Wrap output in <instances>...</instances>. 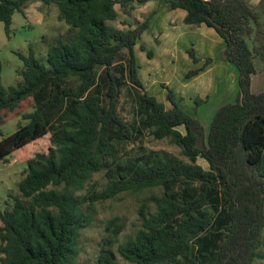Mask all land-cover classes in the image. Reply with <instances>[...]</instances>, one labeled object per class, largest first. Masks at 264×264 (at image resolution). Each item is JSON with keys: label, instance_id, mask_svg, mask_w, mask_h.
I'll use <instances>...</instances> for the list:
<instances>
[{"label": "trees", "instance_id": "16d2710c", "mask_svg": "<svg viewBox=\"0 0 264 264\" xmlns=\"http://www.w3.org/2000/svg\"><path fill=\"white\" fill-rule=\"evenodd\" d=\"M26 1L0 0L8 34L15 10ZM43 1L55 3L69 25L49 43L48 63L33 48L18 51L24 66L7 87L0 62V125L3 110L37 98L24 115L27 122L6 135L0 128V159L12 155L27 164L12 208L0 205L1 264H79L80 231L93 219L84 205L155 186L165 190L143 198L141 227L118 245L124 258L137 264H256L264 257V87L255 90L253 77L264 70V9L248 0H167L170 8L186 10V23L214 27L225 40L221 56L239 72L236 98L215 110L207 129L169 84L162 83L171 106L146 90L136 44L150 22L127 28L111 22L118 3L127 10L148 0ZM140 46L154 56L152 48ZM187 52L199 60L194 45ZM124 57L126 63L117 65ZM129 81L143 90L134 128L118 103ZM52 108L61 109L54 130ZM141 125L156 138L169 137L188 159L151 149L119 161L120 140L133 138ZM200 156L209 167L198 162ZM111 158L118 162L107 185L78 194ZM96 264H116L115 252L103 247Z\"/></svg>", "mask_w": 264, "mask_h": 264}, {"label": "rangeland", "instance_id": "374dc122", "mask_svg": "<svg viewBox=\"0 0 264 264\" xmlns=\"http://www.w3.org/2000/svg\"><path fill=\"white\" fill-rule=\"evenodd\" d=\"M36 1L38 0H27L21 9L15 10L9 34L6 32L4 21L0 20L1 74L3 83L7 87L16 84L19 78L18 69L24 66L18 51L27 54L33 48L37 56L48 63L49 43L55 36L66 33L69 29L67 22L59 17V8L55 3L39 0L38 5L35 4ZM248 1L259 10L264 9V0ZM116 7L119 14L111 22L119 27H134L145 20L150 22V26L144 30L136 44L137 58L141 64L140 75L146 90L164 101L167 106H171V102L166 97L167 89L162 83L169 84L175 89L179 102L192 114L200 117L204 126L209 129L215 110L221 104L236 98L239 85V72L236 65L221 56L225 47L223 37L213 27L211 29H214V32L210 34V26L207 24L186 23L181 11L170 8L167 0L135 2V6L127 10H123L119 3ZM162 40L165 44L160 45ZM141 44L154 50L156 54L154 60L141 49ZM192 45L196 48L198 61H193L187 52ZM124 51L127 54V49ZM208 55L213 59L202 70L203 72H199L198 77L195 75L187 77L188 70L203 65ZM121 62L126 63L125 57L119 58L117 65ZM99 71L103 73V68ZM73 84L75 85V82ZM263 87L264 70L260 68V72L253 78V88L259 90ZM142 94L143 90L130 81L120 93L119 110L133 128L135 123L138 125L141 121L137 109L140 108V103H143ZM204 99L206 100L203 101ZM65 103H68V100ZM36 104L37 98L29 96L16 108L3 110V122L0 125L2 133L10 134L18 128L19 124L27 122L28 119L24 115L34 110ZM60 111L61 109L52 108L49 114L52 130L60 125L58 121ZM180 128L184 130V126ZM139 129L141 132H135L133 138L120 140V150L116 156L119 161L131 160L135 155L151 149L188 159L182 154L181 146L172 142L169 137L156 138L142 125ZM1 136L0 133V138ZM110 161L112 162L108 166L95 172L83 188L77 189V193L88 194L93 190L103 189L110 181L114 163L118 162L116 158H111ZM198 162L209 167L208 161L202 156L198 157ZM26 169L27 164L19 162L12 155L0 159V205L2 208H12L14 197L20 194L19 181ZM49 187L60 190L63 185L50 184ZM164 190V186H155L135 192L124 191L112 198L86 203L84 208L92 212L93 219L80 231L77 257L79 264H96L103 247H108L115 252L116 264H137L124 258L118 250V245L133 236L141 227L142 216L139 207L143 198ZM151 205L154 209L153 202ZM119 225L121 228H117ZM260 248L264 253V236ZM1 254L0 251V256ZM255 262L256 264L264 263V257L257 258Z\"/></svg>", "mask_w": 264, "mask_h": 264}, {"label": "crops", "instance_id": "0c3cea01", "mask_svg": "<svg viewBox=\"0 0 264 264\" xmlns=\"http://www.w3.org/2000/svg\"><path fill=\"white\" fill-rule=\"evenodd\" d=\"M39 2H40V1L38 0V1H36L35 4H38ZM38 5H39V4H38ZM177 9H179V10L181 11V14L183 15V19H184V16H185V14H186V10L183 9V8H177ZM167 15H168V14H167ZM189 24H190V23H189ZM201 24L204 25V24H206V23H201ZM207 26H208V25H207ZM211 28H212V26L209 27V29H210V30H209L210 34H211L212 32H214V31H213L214 29L212 30ZM213 28H214V27H213ZM215 30H216V29H215ZM215 32H216V31H215ZM165 41H166V40H165ZM163 44H165V43H163V40H162L160 45H163ZM208 53H209V52H208ZM208 53H207V54H208ZM211 54H213V53H211ZM155 55H156V54H154V56H153V58H152L153 60L155 59ZM208 56H209V55H208ZM224 61L227 62V60H224ZM226 64H227V63H226ZM227 66H228V64H227ZM209 70H210V69H209ZM202 72H203V71H202ZM256 74H258V73H256ZM256 74H255V75H256ZM236 75H237V73H236ZM198 76H199V74H197V76L195 75V77H198ZM195 77H194V78H195ZM253 78H254V77H253Z\"/></svg>", "mask_w": 264, "mask_h": 264}]
</instances>
